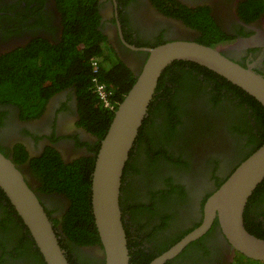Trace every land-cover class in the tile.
I'll return each mask as SVG.
<instances>
[{
  "label": "flooded vegetation",
  "instance_id": "af4514ba",
  "mask_svg": "<svg viewBox=\"0 0 264 264\" xmlns=\"http://www.w3.org/2000/svg\"><path fill=\"white\" fill-rule=\"evenodd\" d=\"M95 4L104 51L135 78L149 56L146 49L173 40L210 46L264 74V0H96ZM62 20L57 0H0V63L58 46ZM45 54L40 58L44 60ZM97 65L99 74L98 61ZM104 65L111 67L108 61ZM203 68L175 61L162 71L124 166L120 208L129 252L139 253L135 264L151 258L149 264L197 227L207 197L264 141L257 113ZM66 72H48L50 85L43 84L35 109L0 103V152L14 162L38 197L69 263L104 264L100 240L79 243L64 232L73 200L63 190L47 189L35 171L36 162L48 154L65 165L77 164L83 174L80 184L87 182L90 196L96 156L117 107L110 118L106 114L99 120L89 118L92 114L81 106V90L75 80L67 84L72 77ZM121 100L113 102L118 106ZM240 126L238 133L235 128ZM1 192L0 264H46ZM244 224L248 231H264V190L248 200ZM244 260L251 259L232 247L215 219L204 234L164 264H243Z\"/></svg>",
  "mask_w": 264,
  "mask_h": 264
},
{
  "label": "water",
  "instance_id": "95a60500",
  "mask_svg": "<svg viewBox=\"0 0 264 264\" xmlns=\"http://www.w3.org/2000/svg\"><path fill=\"white\" fill-rule=\"evenodd\" d=\"M146 50L149 56L114 112L91 173L90 201L104 249V264H130L119 197L122 173L148 114L158 79L169 64L175 61L199 64L245 91L264 108V74L240 65L210 46L173 40ZM263 180L264 141L207 197L201 223L149 264H164L175 257L187 243L204 234L215 219L234 249L249 259L264 262V239L250 233L244 224L247 202ZM0 189L27 227L46 264H70L38 197L14 162L2 152Z\"/></svg>",
  "mask_w": 264,
  "mask_h": 264
},
{
  "label": "trees",
  "instance_id": "16d2710c",
  "mask_svg": "<svg viewBox=\"0 0 264 264\" xmlns=\"http://www.w3.org/2000/svg\"><path fill=\"white\" fill-rule=\"evenodd\" d=\"M57 1L62 12L64 27L61 43L52 50L38 52L33 57H22L19 60L8 58L4 63H0V103L14 102L23 108L35 109L40 104V89L46 87V84L50 85L48 72L59 70L60 73H64L67 71L66 73H71L72 77L67 84L74 80L77 82V86L81 90L83 111L87 113L88 110L92 114L89 118L99 120V118H104L105 114L110 118L117 107L113 101L117 102L118 100L119 102L124 97L135 77L128 68L123 67V64L115 60L113 55L104 51L105 49L101 44L102 37L96 30V0ZM43 53H46L47 63L45 58L44 60L40 58L44 57ZM92 59H97L100 65V71L97 74L98 81L104 83L112 91L111 101L115 98L111 102V107H104L96 93L92 91ZM107 61L111 64L110 68L104 65ZM41 62L46 63V65L43 66ZM5 64H7L6 67ZM203 70L218 76L224 86L234 90L236 95L242 98L241 103L246 102L262 119L264 130V108L253 97L207 68H203ZM94 115L96 118L93 117ZM235 130L241 133L242 126L236 127ZM35 168V171L41 175L47 189L63 190L73 200V207L65 215L63 223L64 232L68 237L79 243L88 239L99 241L91 214L90 196L87 191L88 184L86 181L84 184H80L79 178L83 174L79 172L77 164L74 166L65 165L54 154H48L36 162ZM84 176L86 177V175ZM263 190L264 180L256 187L249 200L252 201ZM2 194L4 195V193ZM250 232L264 239V231ZM138 254L129 252L130 264H135L138 261ZM145 259L146 261L138 264H147L151 258ZM251 261L253 260H244L243 264ZM253 262L252 264H264V262L259 261Z\"/></svg>",
  "mask_w": 264,
  "mask_h": 264
},
{
  "label": "built area",
  "instance_id": "2783aa9c",
  "mask_svg": "<svg viewBox=\"0 0 264 264\" xmlns=\"http://www.w3.org/2000/svg\"><path fill=\"white\" fill-rule=\"evenodd\" d=\"M92 67H93L92 72H93V82H94L95 92L98 98L103 102V105L105 107H110L112 91L108 89L105 84L100 83L98 81L97 79L98 65L96 59L92 60Z\"/></svg>",
  "mask_w": 264,
  "mask_h": 264
},
{
  "label": "clouds",
  "instance_id": "9594fccd",
  "mask_svg": "<svg viewBox=\"0 0 264 264\" xmlns=\"http://www.w3.org/2000/svg\"><path fill=\"white\" fill-rule=\"evenodd\" d=\"M97 79H98V76H97ZM92 83H93V90L95 92V87H94V82H93V72H92ZM101 83V82H100ZM104 84V83H103ZM107 87V86H106ZM108 88V87H107ZM96 93V92H95ZM97 95V94H96ZM98 97V96H97ZM112 98V96H111ZM99 99V98H98ZM100 100V99H99ZM101 101V100H100ZM101 103L103 104V102L101 101Z\"/></svg>",
  "mask_w": 264,
  "mask_h": 264
},
{
  "label": "rangeland",
  "instance_id": "374dc122",
  "mask_svg": "<svg viewBox=\"0 0 264 264\" xmlns=\"http://www.w3.org/2000/svg\"><path fill=\"white\" fill-rule=\"evenodd\" d=\"M254 263L253 261H251V264Z\"/></svg>",
  "mask_w": 264,
  "mask_h": 264
}]
</instances>
